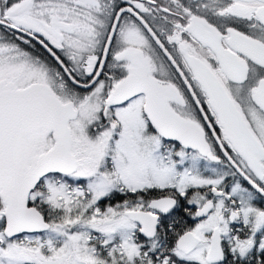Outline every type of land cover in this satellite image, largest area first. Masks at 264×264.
<instances>
[{"label": "snow or ice", "instance_id": "6c2138e0", "mask_svg": "<svg viewBox=\"0 0 264 264\" xmlns=\"http://www.w3.org/2000/svg\"><path fill=\"white\" fill-rule=\"evenodd\" d=\"M0 264H264V0H0Z\"/></svg>", "mask_w": 264, "mask_h": 264}, {"label": "flooded vegetation", "instance_id": "af4514ba", "mask_svg": "<svg viewBox=\"0 0 264 264\" xmlns=\"http://www.w3.org/2000/svg\"><path fill=\"white\" fill-rule=\"evenodd\" d=\"M105 203H107V201H105Z\"/></svg>", "mask_w": 264, "mask_h": 264}]
</instances>
